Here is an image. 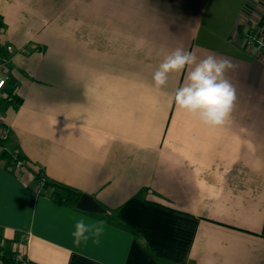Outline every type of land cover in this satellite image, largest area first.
<instances>
[{"label": "crops", "instance_id": "1", "mask_svg": "<svg viewBox=\"0 0 264 264\" xmlns=\"http://www.w3.org/2000/svg\"><path fill=\"white\" fill-rule=\"evenodd\" d=\"M0 22L16 102L0 122L24 162L0 161V247L31 264H264V58L245 45L264 0H0ZM177 47L235 66L229 126L176 108L186 74L155 89ZM81 218L104 228L76 244Z\"/></svg>", "mask_w": 264, "mask_h": 264}, {"label": "clouds", "instance_id": "2", "mask_svg": "<svg viewBox=\"0 0 264 264\" xmlns=\"http://www.w3.org/2000/svg\"><path fill=\"white\" fill-rule=\"evenodd\" d=\"M227 58L208 54L203 58L196 53L177 47L164 57L153 73V85L161 91L168 83L170 75H185L172 97L178 110L195 118L209 128H223L232 122L231 117L236 103V90L228 78L234 69ZM103 222L86 223L78 219L73 232L76 244L87 241L89 234L103 231Z\"/></svg>", "mask_w": 264, "mask_h": 264}, {"label": "built area", "instance_id": "3", "mask_svg": "<svg viewBox=\"0 0 264 264\" xmlns=\"http://www.w3.org/2000/svg\"><path fill=\"white\" fill-rule=\"evenodd\" d=\"M1 23V22H0ZM1 25H0V37H1ZM247 43L249 45L255 46V54H260L264 56V38L263 37H254V38H248ZM8 52L11 51L10 47L6 48ZM8 78L3 76L1 74V67H0V101H4L6 103H9L13 97H14V91L7 92L6 91V85H7ZM7 129L1 124L0 122V153L5 149V146L1 143H5L7 140ZM24 166V162L21 160H18V156L13 153L12 160L8 164V168L12 170L13 172H19ZM5 248V247H1ZM11 251V261L13 264H28L29 262L26 260L25 254H24V248L23 246H14L10 248ZM3 254V251H0V256Z\"/></svg>", "mask_w": 264, "mask_h": 264}, {"label": "trees", "instance_id": "4", "mask_svg": "<svg viewBox=\"0 0 264 264\" xmlns=\"http://www.w3.org/2000/svg\"><path fill=\"white\" fill-rule=\"evenodd\" d=\"M8 104L15 105L16 104L15 98L13 97V99ZM1 144L4 145V143H1ZM12 156H13L12 152H8L4 150L0 153V161H5L7 164H9L12 160ZM18 160L22 161V159L19 156H18ZM51 196L54 198V200L59 205H64L66 202V199L70 196L75 197L76 203H77V200L80 198L79 195L72 194L63 188L56 187L54 185L52 187ZM0 251H3V254L0 256V264H13L11 261V251H10L9 243H7V246L5 248L0 247ZM28 264H31V263H28Z\"/></svg>", "mask_w": 264, "mask_h": 264}, {"label": "water", "instance_id": "5", "mask_svg": "<svg viewBox=\"0 0 264 264\" xmlns=\"http://www.w3.org/2000/svg\"><path fill=\"white\" fill-rule=\"evenodd\" d=\"M76 209L83 212L103 213V209L89 196L82 195L76 203Z\"/></svg>", "mask_w": 264, "mask_h": 264}, {"label": "rangeland", "instance_id": "6", "mask_svg": "<svg viewBox=\"0 0 264 264\" xmlns=\"http://www.w3.org/2000/svg\"><path fill=\"white\" fill-rule=\"evenodd\" d=\"M1 32H2V29H1ZM259 35H252V36H250L249 38H254V37H258ZM245 45H246V47L248 48V49H251L254 53L256 52L255 51V46H251V45H249L248 43H247V40H246V42H245ZM257 55H259L260 57H262V58H264V56H262V55H260V54H257ZM8 104V103H7ZM6 143V142H5ZM5 143H4V146H5ZM42 186H43V183L41 184Z\"/></svg>", "mask_w": 264, "mask_h": 264}]
</instances>
